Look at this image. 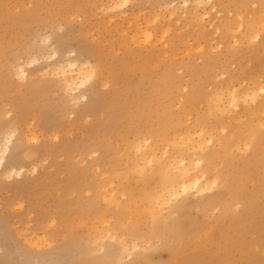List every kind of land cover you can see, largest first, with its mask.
I'll list each match as a JSON object with an SVG mask.
<instances>
[{
  "label": "bare ground",
  "instance_id": "obj_1",
  "mask_svg": "<svg viewBox=\"0 0 264 264\" xmlns=\"http://www.w3.org/2000/svg\"><path fill=\"white\" fill-rule=\"evenodd\" d=\"M93 1L81 0V4L87 5ZM206 1L212 4L214 11L219 12L226 2ZM10 2L0 0V24L13 28L36 19L45 6L43 0H27L26 3L16 0L13 5ZM70 2L59 0L57 6ZM190 2L193 3L192 9H189ZM204 3L205 0H182L180 4L185 7L183 13L187 23L198 20L201 24L192 43L184 35L190 30L188 28L176 36L169 33V26L172 25L169 23L179 20L175 10L177 2L172 0L163 4L169 14L166 24L158 22L157 14L147 18L144 26H139L134 19L129 21L133 34L122 46L118 58L115 59L111 49L104 52L99 49L93 51L94 63L69 58L65 64L58 58L41 70L45 75L56 76L57 81L69 89L84 85L101 71L107 74L106 81L101 80L102 86L110 81L115 83L117 69L107 59L120 64L124 68L123 73L136 69L139 78L135 82L128 81L124 94L116 99L107 92L102 100L99 96L93 97L84 110L92 117L90 136L72 150L62 153L55 151V158H64L62 164H57L63 165L64 177L54 181L51 178L48 184L39 188L36 185L34 187L37 189L31 192L26 189L30 208L37 207L38 199L50 191L58 194L54 206L47 213L50 219L47 222L40 220L30 236L22 238L28 249L41 250L42 245L52 241V236L61 233L64 247L70 253L71 264H105L106 259L92 256L87 251L74 253L76 230L84 224L85 216L90 214L91 220H98L105 233L113 229L111 237L118 238L116 232L122 231L126 238L128 235L137 239L142 235L143 217L153 209L154 204H164L192 190L199 195L215 184L223 187L221 198L204 207L202 219L191 222L193 225L187 231L188 235L173 228L179 237V246L170 251L164 264H235L237 254L244 257L253 247L264 248V233L256 239H242L246 223L263 208L260 205L263 182L259 179L264 180V6L248 11L247 8L240 9L233 5L232 16L224 14L216 18L210 12L200 11ZM205 14L210 15L209 27L212 26L208 32H219L215 44L209 41V34L202 29ZM164 43L168 44L167 51L157 48ZM217 45L224 47L225 54L218 50ZM261 47L262 53L259 51ZM179 52L185 54L182 59L187 58V62H178L176 56ZM51 54L56 56V50ZM195 59L200 60L195 62ZM172 60L178 62V69L187 71L190 86H186L184 92L177 87L180 75L174 72L177 68ZM230 62L235 64L232 69ZM25 70L22 69L21 74L26 76ZM221 74L224 78L219 79ZM207 78L211 79L210 87L205 84ZM181 87L184 88V85ZM2 92L6 93L5 87L3 90L0 87V96ZM37 94L34 92L30 97L35 98ZM82 96L87 99L85 94ZM29 104L23 101L21 106L25 108L24 111ZM9 131V136L14 135L13 129ZM23 139V143L14 145L13 150L17 152L10 154L7 164L5 156H0L1 183L15 174H24L27 164H33L32 167L38 169L41 151L30 145L28 137ZM31 139L34 140L35 136ZM6 145L4 152L9 149ZM66 147L65 144H58L54 148ZM246 150L251 152V159L245 155ZM92 153L95 155L92 156ZM238 159L243 161L242 167L238 166ZM16 162H20L18 167L13 165ZM147 177L152 182L150 187L147 186ZM249 184L252 185L250 190ZM214 209H218L219 214L208 219L205 212H213ZM50 224L54 226L50 228ZM246 242L248 244L243 245ZM118 245V252L128 247L125 242ZM131 245L139 248V243L134 240ZM215 254L219 256L205 260ZM248 262L264 264V256L257 254Z\"/></svg>",
  "mask_w": 264,
  "mask_h": 264
},
{
  "label": "rangeland",
  "instance_id": "obj_2",
  "mask_svg": "<svg viewBox=\"0 0 264 264\" xmlns=\"http://www.w3.org/2000/svg\"><path fill=\"white\" fill-rule=\"evenodd\" d=\"M23 1L25 3L27 2V0ZM58 1L59 0H43V4H45V6L39 12V16L36 19L27 22V24L21 25L20 27L14 26L13 28V26H9L4 23L0 24V87L2 90L3 87L6 89V93L2 92V95L0 96V156H5V163L7 164L9 156H11L10 154L17 152V150H13L14 145L23 143L25 141L23 139L25 136L28 137L31 146L38 147L41 151L39 154L40 160L38 162V169L35 170L32 167L33 164H31V166L27 164V170L24 174H15L11 176V178L3 180L2 183L0 182V264H71V259L68 255L70 253H68L64 247L61 233L56 234V236H52V241L46 242L42 245L40 248L41 250H30L25 246L22 238L30 236V233L35 230V226L40 222V220L43 219L47 222L50 219V214L47 213L54 206L58 194L56 192L51 193L50 191L48 193L50 195H45L46 199L44 196L38 199L40 201L38 205L39 207L32 206L31 208V205L28 203L27 196L29 192L39 188L40 186L48 184V182L51 181V178L54 181L56 179L61 180L62 177H64L63 165H57L58 163L62 164L64 158L63 156L55 158V155L57 153L74 149L83 141L84 138L90 136L89 132L93 127V125H90L92 117L84 111L86 110L89 101H91V99L95 96H99L102 100L103 94L106 92L111 95L112 98L116 99L120 94H124L125 85L128 81L135 82L139 78L136 69L132 68L135 71L123 73L124 68H121L122 66L120 64H116L115 60L113 62L107 59V62L112 64L114 69H117L118 76L115 83L110 81L108 83H104V86H102L103 82L106 81L107 74L101 71L98 76H92L84 85L76 87L75 89H69L65 85L58 82L56 76L51 74L45 75L41 70L46 69L47 65L51 64L58 58H60L65 64L69 58L77 59L80 62L89 60L94 63L95 56L93 55V51L99 49L103 52L111 49L113 50V56L115 59L118 58V54L121 53L122 46L126 40L132 37L133 34V29L130 26L129 21L134 19L139 26H144L146 25L147 18H152L157 14L159 15L158 22L166 24L169 21V14L167 10L164 9L163 4L172 0H127L128 2L125 0V2L122 0H94L87 5L81 4V0H69L71 1L70 3L62 4L60 7L57 6ZM181 1L182 0H176L177 4L175 5V10L178 16L177 19L179 20H176L177 22L174 21L169 23L170 25L172 24L169 26V33L176 36L177 34L183 32L185 30L184 28H188L190 30L185 32L184 35L189 38L191 40L190 43H192L193 37L198 31L197 28L201 24L198 20H193L189 23L186 22L187 20H185L183 13L185 7L180 5ZM225 1V7L222 8L220 11L221 13L219 11H214L212 4H209L206 0L204 8H200V11H205L207 14L210 12L211 15L219 18L224 16V14L232 16L233 5L240 9L247 8L248 11H251L252 8L254 9L264 6V0ZM15 2L16 0H11L10 5H13ZM116 3L119 4L113 8V5ZM192 6L193 3L190 2L189 9H192ZM180 13L183 14L181 15ZM207 14L204 15L203 21H205L202 22V24H204V28L202 29L206 30V33L209 34V41L212 44H215L218 41L219 32L216 34L208 32V30L211 31L210 28L212 26L209 27L210 15ZM69 15H71V17H69ZM206 15L207 17H205ZM54 16L56 19H54ZM153 25L155 26V24ZM153 25L151 26L152 30ZM109 35H111L110 38ZM95 39L98 40L96 41ZM117 43L120 46H118ZM167 45L168 44L166 43L162 45L159 44L157 48L167 51ZM217 46L218 50H221L222 54H225L224 47L220 45ZM116 47L118 49H116ZM241 47L244 48V46ZM262 48L263 47L259 50L260 53L263 52ZM54 50L57 52L56 56L51 54ZM6 53L8 57L5 55ZM183 55L185 54L183 53ZM183 55L180 52L178 53L176 56L178 62L179 60L187 62V58L182 59ZM199 60L195 59L194 61L198 62ZM172 61L175 62L177 68L178 62L176 60ZM230 63L231 64L229 66H231V69L234 68L235 64L233 62ZM248 63L251 64L250 61ZM19 68L26 69V76L21 74L22 69L20 70ZM177 69H174V72L180 75L177 87L179 91L184 92L187 88H189L190 80L188 75H186L187 71L183 69H178L180 70L178 71ZM181 70L183 71L182 73ZM221 78H224L223 74L219 75V79ZM102 79L103 82L101 81ZM206 83L210 87L211 79H205V84ZM182 84L184 85V88L181 87L180 89ZM186 86L188 87L186 88ZM34 92L38 93L35 98L30 97L34 94ZM83 94H85L87 99L83 98ZM23 101L30 102L26 111H24L25 108H22L21 106ZM38 110H40L41 113ZM27 112L32 114L29 115ZM11 128L15 132L14 135L9 136V130H12ZM32 136H35L34 140L31 139ZM58 144H65L67 146L65 148L66 150L58 148L56 150L54 147H58ZM4 145L9 146V149H7L6 152H4ZM248 150L245 151V155L248 159H251V152ZM55 151H57V153H55ZM91 155L94 156L95 153H92ZM262 158L264 160V154L262 155ZM236 162L239 167L244 165L243 161L240 159L236 160ZM13 165L18 167L20 162L18 164L16 162V164ZM147 178L148 179L146 181L149 184H147V186L150 187L152 182L149 177ZM259 180L263 182L261 185L263 196L260 198V205H262L263 208L260 213H256L254 218L246 223L242 238L244 241L247 239L259 238L258 235L264 233V180ZM4 181L5 184H3ZM130 181H133L132 183L135 182V180ZM251 184L254 185L253 183ZM23 185L25 187H23ZM36 185H38L37 188L34 187ZM252 185H248L250 186L249 190L252 188ZM26 189L29 192H27ZM193 192L194 190L182 194L168 202H165L164 204H154L153 209L149 211L150 213L148 212L145 214V217H143L142 235L137 237V239L129 237L128 235L126 238V234L122 231L116 232L118 238L111 237V232L114 233L113 229L110 230V232L105 233L103 232L104 229L99 226L98 220H91L90 214L85 216V222L80 227L81 229L78 228L76 230L77 237L74 241V253L79 254L81 250L87 251L88 254L92 253V256H98L106 259L105 264L166 263L168 261L170 251L179 246V237L173 232V228H177L181 230V232L184 231V233L188 235L187 231H189L193 225L191 222L202 219L204 207L208 203L217 202V200L221 198L223 194V187L220 184H215L206 188L202 194L200 193L197 195V193L195 194V192ZM25 193L26 195H24ZM200 195L201 198L204 197L202 198L203 201L200 198ZM205 213L206 214L204 215L208 219H211L219 214V211L218 209H214L213 212L206 211ZM52 226H54V224H50V228ZM101 232L105 233V236L103 235V237H101ZM91 234L92 236L89 237ZM97 235L100 237L95 238ZM118 235H121L120 238ZM104 237L106 238L104 239ZM91 239H94V241ZM133 240L139 243L138 249L133 248L131 245ZM120 242H125L128 246V251L125 249L118 252L117 249ZM246 244L248 243L246 242L243 245ZM100 246L104 248H101ZM131 248L132 250H130ZM106 254L110 255L108 256ZM122 254H124V256H122ZM257 254L264 256V248L253 247L244 257H240L239 254H237L234 259L235 264H249L248 259H253V257ZM216 256H219V254L206 257L205 260H209Z\"/></svg>",
  "mask_w": 264,
  "mask_h": 264
}]
</instances>
